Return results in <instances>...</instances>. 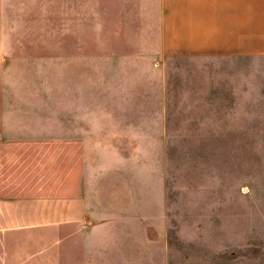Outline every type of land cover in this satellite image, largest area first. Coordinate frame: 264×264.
<instances>
[{"label":"rangeland","instance_id":"374dc122","mask_svg":"<svg viewBox=\"0 0 264 264\" xmlns=\"http://www.w3.org/2000/svg\"><path fill=\"white\" fill-rule=\"evenodd\" d=\"M136 16L0 0V264H264V58H161Z\"/></svg>","mask_w":264,"mask_h":264},{"label":"crops","instance_id":"0c3cea01","mask_svg":"<svg viewBox=\"0 0 264 264\" xmlns=\"http://www.w3.org/2000/svg\"><path fill=\"white\" fill-rule=\"evenodd\" d=\"M93 5L100 13L135 12L140 20L154 14V54L161 58H264V0H93ZM142 26L138 33L143 38L137 48L139 55L147 53L144 50L150 36L148 30L143 31L148 26ZM70 53L86 57L79 41ZM51 214L45 215L50 219L45 227L53 226ZM49 245L52 249L53 244ZM26 262L48 264L47 252L31 251Z\"/></svg>","mask_w":264,"mask_h":264}]
</instances>
